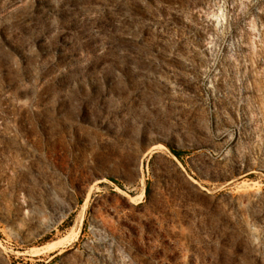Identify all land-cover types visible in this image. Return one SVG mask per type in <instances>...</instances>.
I'll return each mask as SVG.
<instances>
[{"label":"rangeland","instance_id":"obj_1","mask_svg":"<svg viewBox=\"0 0 264 264\" xmlns=\"http://www.w3.org/2000/svg\"><path fill=\"white\" fill-rule=\"evenodd\" d=\"M0 264H264V0H0Z\"/></svg>","mask_w":264,"mask_h":264},{"label":"trees","instance_id":"obj_2","mask_svg":"<svg viewBox=\"0 0 264 264\" xmlns=\"http://www.w3.org/2000/svg\"><path fill=\"white\" fill-rule=\"evenodd\" d=\"M173 154L177 157V158H181V154L178 153L177 151L175 150H172Z\"/></svg>","mask_w":264,"mask_h":264},{"label":"bare ground","instance_id":"obj_3","mask_svg":"<svg viewBox=\"0 0 264 264\" xmlns=\"http://www.w3.org/2000/svg\"><path fill=\"white\" fill-rule=\"evenodd\" d=\"M67 238V237H66ZM65 241V239H63ZM59 244H63V242L59 243Z\"/></svg>","mask_w":264,"mask_h":264}]
</instances>
